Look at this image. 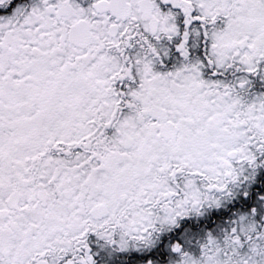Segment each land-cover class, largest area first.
<instances>
[{
  "label": "snow or ice",
  "instance_id": "1",
  "mask_svg": "<svg viewBox=\"0 0 264 264\" xmlns=\"http://www.w3.org/2000/svg\"><path fill=\"white\" fill-rule=\"evenodd\" d=\"M0 264H264V0H0Z\"/></svg>",
  "mask_w": 264,
  "mask_h": 264
}]
</instances>
